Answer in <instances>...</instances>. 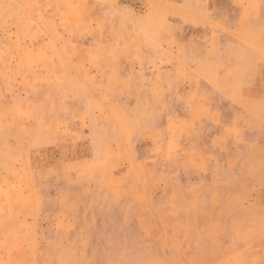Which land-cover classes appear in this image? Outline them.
Returning a JSON list of instances; mask_svg holds the SVG:
<instances>
[{"label": "rangeland", "instance_id": "rangeland-1", "mask_svg": "<svg viewBox=\"0 0 264 264\" xmlns=\"http://www.w3.org/2000/svg\"><path fill=\"white\" fill-rule=\"evenodd\" d=\"M0 264H264V0H0Z\"/></svg>", "mask_w": 264, "mask_h": 264}]
</instances>
